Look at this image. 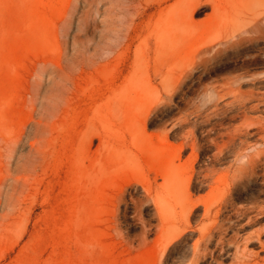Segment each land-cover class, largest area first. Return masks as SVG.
I'll return each mask as SVG.
<instances>
[{
	"label": "rangeland",
	"instance_id": "rangeland-1",
	"mask_svg": "<svg viewBox=\"0 0 264 264\" xmlns=\"http://www.w3.org/2000/svg\"><path fill=\"white\" fill-rule=\"evenodd\" d=\"M160 3L0 0V264H149L136 246L155 236L157 206L122 156L99 145L100 135L117 145L123 136H151L152 144L171 148L196 123V141L205 145L192 158L197 170L223 171L238 150L264 154V19L261 30L226 42L229 32L243 31L241 22L225 27L203 3L194 15L198 29H186L166 48L186 47L178 70L205 43L209 59L196 64L173 97L162 90L163 100L141 125L139 111L157 90L133 97L120 88L133 57L152 45L147 21ZM263 9L259 3L252 11ZM184 117V130L167 135ZM232 135L226 157L211 162ZM190 152H182V161ZM262 172L244 179L237 205L264 204ZM194 181V197L209 193L208 178L198 174ZM196 236L187 234L183 252Z\"/></svg>",
	"mask_w": 264,
	"mask_h": 264
},
{
	"label": "bare ground",
	"instance_id": "bare-ground-1",
	"mask_svg": "<svg viewBox=\"0 0 264 264\" xmlns=\"http://www.w3.org/2000/svg\"><path fill=\"white\" fill-rule=\"evenodd\" d=\"M202 3L211 8L212 15L219 16L218 21L225 27L231 28L241 22L243 31L235 29L229 32L225 35L226 42L242 32L259 31L263 26L261 23L264 19V9L260 13L252 10L259 3H264V0H165V5L158 4L154 12L149 14L147 21L152 45L143 55L136 54L133 57L126 73L129 75V81L123 80L125 83L120 84V89L129 88L133 97L144 96L149 88L157 90V97L152 104L139 111L141 125L147 121L152 108L163 100L162 90L168 89L170 94L167 96L173 97L185 76L193 71L196 64L209 59V43H205L196 50L190 63L178 70V58L186 52V47L181 45L166 48L169 42L186 29H198L194 15L199 12L198 6ZM248 13L252 14L251 18ZM224 96L225 94H221L219 98ZM194 112L192 110V113ZM262 123L264 126V122ZM186 124V117L173 123L167 135L176 137L184 130ZM196 126L194 123L187 127L179 143L171 148L152 144L149 140L151 136H123L119 140L120 145L114 144L108 134L99 137V145L108 152L115 151L122 156L121 159L141 184L145 194L152 198L157 206L159 223L155 236L150 241L141 240L136 246L137 250L147 253L149 264H174L171 256L177 258L178 264H205L207 258L214 264H224L226 253L231 259L229 264H264V254H261L264 253V204L235 203V200L241 198L244 179L256 174L258 170L264 173V168L259 167L260 162L264 161L263 151L255 149V152L244 154L238 150L234 160L232 158L234 163L240 161L235 168L234 163H231L223 171H216L209 165L201 166L197 170L192 158L198 156V151L205 145L196 141ZM160 139L162 140V137ZM211 141L215 144V140ZM234 142L235 136H229L228 140L218 145L210 161L217 163L224 159L227 145ZM239 143L240 147L245 144L244 141ZM189 149V158L182 161V152ZM198 174L209 179L210 189L207 195L194 197L192 190L199 189L194 181ZM228 207L232 208V213L228 212ZM200 210L202 213L199 219L192 225L191 220L197 218V212ZM242 220L244 222H241ZM191 231L196 232L197 236L192 239L189 251L187 249L183 252L181 246Z\"/></svg>",
	"mask_w": 264,
	"mask_h": 264
}]
</instances>
